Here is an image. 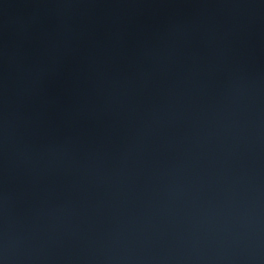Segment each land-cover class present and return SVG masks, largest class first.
<instances>
[{"label": "water", "instance_id": "obj_1", "mask_svg": "<svg viewBox=\"0 0 264 264\" xmlns=\"http://www.w3.org/2000/svg\"><path fill=\"white\" fill-rule=\"evenodd\" d=\"M0 264H264V0H0Z\"/></svg>", "mask_w": 264, "mask_h": 264}]
</instances>
